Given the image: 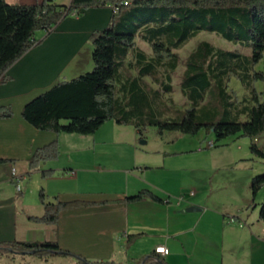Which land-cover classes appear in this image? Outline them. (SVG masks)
Wrapping results in <instances>:
<instances>
[{
	"label": "crops",
	"instance_id": "0c3cea01",
	"mask_svg": "<svg viewBox=\"0 0 264 264\" xmlns=\"http://www.w3.org/2000/svg\"><path fill=\"white\" fill-rule=\"evenodd\" d=\"M6 1L35 5L43 0ZM54 2L69 6L71 0ZM112 5L109 2L101 7L76 11L50 34L38 31L36 38L42 42L18 60L8 71L11 79L0 84V106L13 109L11 118L0 120V159L8 160L0 164V243L51 241L74 255L41 258L15 254L2 257L0 264H82L76 256L90 261L139 264L141 258L153 254L159 245L169 249V254L163 257L168 264H264V222L257 217L252 219L248 213L252 191H240V197L235 199L233 195L216 191L212 177L213 171L253 160V141L264 151L260 137L239 141L236 136L233 141L218 146L219 142L207 131L204 135L198 132L188 137L180 132L160 134L157 129L158 135L152 140L145 133L140 135L134 125L115 121L103 124L94 134L76 135L39 130L23 118V108L32 99L59 82L94 69L91 36L109 26L115 14ZM204 41L214 47L208 40L198 45ZM133 49L129 54L134 56L137 75L123 77L125 64L118 87L126 81L138 80L137 94L144 92L150 99L148 115L178 119L185 110L195 106L207 117L206 107L211 99L208 95L210 97L217 88L218 78L230 95L228 110H221L220 116L241 121L249 119V109L254 105L251 89L255 88V81L250 83L244 69L214 78L203 100L195 105L182 87L187 68L184 63L180 90L190 107L173 110L163 93L173 91L172 74L180 61L175 70H170V61L166 60V67L159 69L155 79L140 76L135 51L146 52L136 45V40ZM176 50L180 49L173 51ZM235 52L244 55L238 50ZM161 69L167 71L165 82L160 78ZM231 73L238 77L251 99L241 103L235 101L227 87ZM150 78L152 83L148 81ZM169 86L172 87L170 91L166 90ZM56 140L60 144L59 157L42 162L29 176V161L35 151ZM210 142H214L213 147L209 146ZM241 142L248 150L244 156H240ZM13 169L22 177L19 186L12 179ZM43 170H53L54 174L43 177ZM197 170L206 171L208 175L202 179L199 174L188 176L189 172ZM146 189L158 195L161 201L127 200ZM41 191L47 202L97 204L64 210L55 225L38 223L29 217H42L45 213L39 199ZM260 192L263 191L258 194ZM231 218L239 223H232Z\"/></svg>",
	"mask_w": 264,
	"mask_h": 264
},
{
	"label": "trees",
	"instance_id": "16d2710c",
	"mask_svg": "<svg viewBox=\"0 0 264 264\" xmlns=\"http://www.w3.org/2000/svg\"><path fill=\"white\" fill-rule=\"evenodd\" d=\"M125 1L132 2L124 5ZM109 2L120 7L109 26L91 36L94 69L59 82L28 102L22 111L25 121L39 130L81 135L94 134L110 120L118 124H132L140 135L148 126L156 127L160 134L170 131L195 135L205 129L215 134L216 141L234 135L254 140L264 134V92L261 98L255 88L251 89L254 105L249 109L248 120L220 116L221 110H228L230 95L225 92L223 81L216 79L244 69L250 83L264 81L263 72H253L254 66L264 58V0H71L69 6L59 5L54 0H43L35 5L9 4L0 0V84L8 82L11 79L9 69L42 42L36 38L38 31L50 34L74 12L101 7ZM202 31L215 32L231 42H245L252 50L251 55L244 56L234 51L217 50L204 41L189 56L182 87L195 105L203 100L213 79L219 81L213 94L208 95L211 99L206 107L207 117L202 116L195 106L185 110L178 119L148 115L150 99L144 92L137 94L138 80L126 81L118 87L121 71L129 51H134L137 37L150 42L154 49L152 58L140 50L135 51L139 75L155 79L159 69L166 65V60L170 61V70L176 69L179 57L173 50L181 49ZM251 71L253 74H250ZM171 88L166 87V90ZM12 116L10 106H0V120ZM251 150L264 158V151L254 141ZM59 154L58 140L37 149L29 161L28 175L36 171L42 162L57 159ZM5 162L8 160L0 159V164ZM53 174V170L42 171L43 177ZM263 187L264 174L255 176L251 182L253 199ZM144 198L161 201L158 195L147 189L127 200ZM39 199L45 207L44 215L29 218L50 225L59 222L64 210L97 204L86 201L47 202L44 191L40 192ZM259 218L264 222V202L260 206ZM32 251L36 252L32 254ZM9 253L32 254L41 258L73 255L51 241L0 243V259ZM76 257L82 264H119ZM139 264L168 263L154 252L141 258Z\"/></svg>",
	"mask_w": 264,
	"mask_h": 264
},
{
	"label": "rangeland",
	"instance_id": "374dc122",
	"mask_svg": "<svg viewBox=\"0 0 264 264\" xmlns=\"http://www.w3.org/2000/svg\"><path fill=\"white\" fill-rule=\"evenodd\" d=\"M202 40L210 41L217 50L218 48L224 51H234L235 52V50H238L244 55H251L252 53L250 46L245 42H242V43L231 42L225 38H221L220 36H218L217 33H209V32H202L195 39H192L188 44H186L182 49L173 51V53L178 55L180 64L178 68L176 69V71L172 74L171 83L173 85V91L171 93H166L163 91L164 99H166V101L169 103V105L171 106L173 110H181V109H186L190 107V103H188L187 99L181 93L180 83H181L183 71L185 70L184 63L187 62L191 53L195 50L198 43ZM136 45L139 48H141L143 51H145L149 57L154 55V50H153L152 45L144 42L142 38L138 37L136 39ZM134 62H135L134 56L132 53H130L129 57L126 59V62H125L127 68H125V70L122 72L123 77H125V75L126 76L127 75H130V76L137 75V69L134 67ZM254 71L264 73V58L254 66L253 72ZM166 72L167 71L165 69H161L160 78L164 82L166 81V78H165ZM148 81L151 83L153 82L151 78ZM153 85L156 86L155 84ZM254 85L259 94H261V92L262 93L264 92V81L257 80L254 82ZM227 87L229 88V91L234 95V99L236 102L241 103L244 99H247V100L251 99L248 90L244 89V86L242 85L241 81L233 73L229 75V78L227 80ZM260 96L261 98H263L262 94ZM112 121L113 120H110L107 122H112ZM144 133L146 136H149L152 140L156 137V135H158L157 128L154 126L146 127V129L144 130ZM204 133H207V132L205 129H202L199 135H204ZM211 133L212 132H209L210 137L213 139H216V136L211 135ZM186 136L194 137V135H191V134H186ZM236 136L238 135L229 136L221 141H217L219 142L218 146H222L226 142L233 141V139H235ZM260 138H261V144H262L264 142V134L260 136ZM237 139H239V141H242L243 139H250V138L238 136ZM241 145H242V150H240V156H244L243 154H246L248 150H247L246 144L241 142ZM240 162L241 163L239 165H232L231 167L230 166L225 167L223 169H219V170L212 172L213 173L212 177L217 186L216 191H221L222 194L224 195H233V198L235 199H238L240 197L241 195L240 191H246L247 193L249 191H252L251 182L253 178L257 175L264 174V158L255 154L253 160L252 159H250L249 161L243 160ZM205 172L206 171H202V170L192 171L188 173V176L191 177L195 174H199L200 178L202 179L204 176L208 175ZM260 191H263V192H260L256 196L255 200H253L252 194L249 198V205L251 206V208L249 209L248 213L251 214L252 219L255 217L259 218L260 206H261V203L264 202V187ZM30 198H33V196ZM235 220L236 222H238L237 219ZM7 255L13 256L15 254L9 253V254L4 255L3 257Z\"/></svg>",
	"mask_w": 264,
	"mask_h": 264
},
{
	"label": "built area",
	"instance_id": "2783aa9c",
	"mask_svg": "<svg viewBox=\"0 0 264 264\" xmlns=\"http://www.w3.org/2000/svg\"><path fill=\"white\" fill-rule=\"evenodd\" d=\"M121 5H122V3H121ZM112 7H113V11H114V7H120V5L113 4ZM209 146L210 147H213L214 146V142H210L209 143ZM12 179L19 186V183L22 180V177L17 174V172H16L15 169H13V171H12ZM230 221L232 223H235L236 222V220L234 218H231ZM155 252L158 253V254H160L162 257H165V256H167L169 254V249L165 245H159L158 247H156Z\"/></svg>",
	"mask_w": 264,
	"mask_h": 264
},
{
	"label": "bare ground",
	"instance_id": "6f19581e",
	"mask_svg": "<svg viewBox=\"0 0 264 264\" xmlns=\"http://www.w3.org/2000/svg\"><path fill=\"white\" fill-rule=\"evenodd\" d=\"M123 4L124 5H129L130 3H129V1H125V2H123ZM118 7H114V12L116 13V12H118Z\"/></svg>",
	"mask_w": 264,
	"mask_h": 264
},
{
	"label": "water",
	"instance_id": "95a60500",
	"mask_svg": "<svg viewBox=\"0 0 264 264\" xmlns=\"http://www.w3.org/2000/svg\"><path fill=\"white\" fill-rule=\"evenodd\" d=\"M36 251H32V254H34Z\"/></svg>",
	"mask_w": 264,
	"mask_h": 264
}]
</instances>
